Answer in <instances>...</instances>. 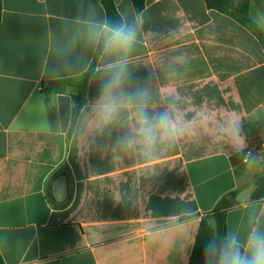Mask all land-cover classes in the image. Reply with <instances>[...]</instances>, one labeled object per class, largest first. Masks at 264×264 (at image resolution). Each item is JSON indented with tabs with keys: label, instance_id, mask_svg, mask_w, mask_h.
<instances>
[{
	"label": "crops",
	"instance_id": "1",
	"mask_svg": "<svg viewBox=\"0 0 264 264\" xmlns=\"http://www.w3.org/2000/svg\"><path fill=\"white\" fill-rule=\"evenodd\" d=\"M115 3L138 26L126 90L149 88L157 110L174 104L184 131L151 159L122 148L125 127H97L101 81L94 75L70 137L95 55L79 42L78 24L90 6L106 12L103 0H2L5 264H189L191 236L226 199L233 203L227 226L244 230L256 216L264 227L260 39L205 0H146L142 13L132 0ZM249 16L264 33V0L251 1ZM73 45L77 66L51 79L45 65L55 49ZM210 224L217 227L214 218Z\"/></svg>",
	"mask_w": 264,
	"mask_h": 264
},
{
	"label": "clouds",
	"instance_id": "2",
	"mask_svg": "<svg viewBox=\"0 0 264 264\" xmlns=\"http://www.w3.org/2000/svg\"><path fill=\"white\" fill-rule=\"evenodd\" d=\"M90 15L78 24L80 41L98 56L94 69L100 81L96 102L97 127L101 130L120 124L127 131L118 144L138 155L151 159L158 151L171 145L184 131L174 104L157 110L149 88L136 86L127 91L129 54L137 43L138 26L124 16L109 17L107 12H96L90 6ZM119 15V14H117ZM72 48H56L53 63L45 65L51 79L62 77L73 70L78 60H72ZM173 97L174 93H161ZM239 139L238 135L236 137ZM187 235H191L190 231ZM199 235L191 236L192 246ZM203 264H264V227L256 216H250L247 228L226 226L223 231L211 229L202 245Z\"/></svg>",
	"mask_w": 264,
	"mask_h": 264
},
{
	"label": "trees",
	"instance_id": "3",
	"mask_svg": "<svg viewBox=\"0 0 264 264\" xmlns=\"http://www.w3.org/2000/svg\"><path fill=\"white\" fill-rule=\"evenodd\" d=\"M251 1L252 0H205L207 7L209 9L216 10L222 14L230 16L236 19L237 21H239L241 24H243L247 29H249L253 34H255L260 39V42L264 47V33L262 32L259 25L256 22H254L249 16ZM132 3L138 13H142L146 8V0H132ZM103 5L109 17L119 19L120 16H122L117 9L115 0H103ZM2 11H3L2 0H0V22L2 20ZM97 62H98V56L95 54L90 64V67L85 74L83 88L79 93V95L77 96V101L79 105L74 109L73 112L72 122L69 132L70 137H72V135L75 132L82 108L81 105L83 103L84 90L86 89L90 79L94 76V69L96 67ZM65 169L67 171H70L68 166H66ZM59 178L67 182V178L63 172L62 174H60ZM72 196L73 195L70 196V200L72 199ZM69 201L66 205L69 204ZM232 204L233 203L231 201L226 199L212 214L203 218L199 227V231H198L199 235H197L195 247L192 256L190 258L189 264H203L202 245L204 239L206 238V234L211 229H217L219 231L224 230V228L227 226L226 210L229 207H231ZM211 218H214L216 220L217 222L216 228H214L210 224ZM0 264H5L1 254H0Z\"/></svg>",
	"mask_w": 264,
	"mask_h": 264
}]
</instances>
